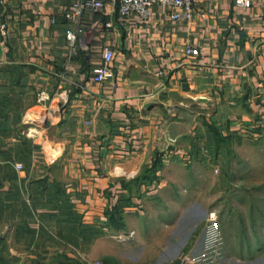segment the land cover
Masks as SVG:
<instances>
[{
  "label": "crops",
  "instance_id": "0c3cea01",
  "mask_svg": "<svg viewBox=\"0 0 264 264\" xmlns=\"http://www.w3.org/2000/svg\"><path fill=\"white\" fill-rule=\"evenodd\" d=\"M77 1L7 0L0 217L19 238L67 228L81 245L134 231L119 239L123 264L141 234L165 233L190 207L182 178L199 130L264 128V0H194L178 18L154 4L145 23L114 5L77 13Z\"/></svg>",
  "mask_w": 264,
  "mask_h": 264
},
{
  "label": "rangeland",
  "instance_id": "374dc122",
  "mask_svg": "<svg viewBox=\"0 0 264 264\" xmlns=\"http://www.w3.org/2000/svg\"><path fill=\"white\" fill-rule=\"evenodd\" d=\"M220 122L199 130L188 150L182 181L191 205L181 221L153 238L141 234L140 251L122 253L123 264H264V128L234 134ZM5 221L0 217V264L122 263L119 232L81 245L67 228L22 230L19 238L18 225Z\"/></svg>",
  "mask_w": 264,
  "mask_h": 264
},
{
  "label": "built area",
  "instance_id": "2783aa9c",
  "mask_svg": "<svg viewBox=\"0 0 264 264\" xmlns=\"http://www.w3.org/2000/svg\"><path fill=\"white\" fill-rule=\"evenodd\" d=\"M194 0H79L75 3V10L77 13H81L85 8H91L95 10H101L108 5L118 6L120 18L125 19L130 13L137 12L140 19L145 23L150 16L151 7L154 4H165L171 9V15L173 18H178L182 14L177 11L178 8H191ZM239 4H249L250 0H237ZM7 7V0H0V28L5 29L7 27V22L3 20L5 16ZM189 15L188 13L186 14ZM69 40L73 41L75 39V32L68 31L67 34ZM194 53H197V49H192ZM103 57L107 65L115 57V50L111 47H106L103 51ZM107 68H98L96 70L95 78L97 80H104L107 78ZM23 164H18L21 168ZM135 232L132 231L126 236L119 234L120 240H125L129 237H134Z\"/></svg>",
  "mask_w": 264,
  "mask_h": 264
},
{
  "label": "trees",
  "instance_id": "16d2710c",
  "mask_svg": "<svg viewBox=\"0 0 264 264\" xmlns=\"http://www.w3.org/2000/svg\"><path fill=\"white\" fill-rule=\"evenodd\" d=\"M109 221L112 224V226L119 227V211L118 210H114L110 212Z\"/></svg>",
  "mask_w": 264,
  "mask_h": 264
}]
</instances>
